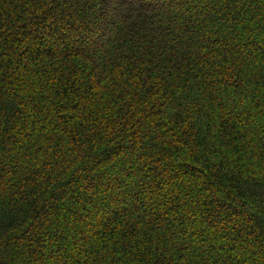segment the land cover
<instances>
[{"label": "trees", "instance_id": "16d2710c", "mask_svg": "<svg viewBox=\"0 0 264 264\" xmlns=\"http://www.w3.org/2000/svg\"><path fill=\"white\" fill-rule=\"evenodd\" d=\"M0 264H264V0H0Z\"/></svg>", "mask_w": 264, "mask_h": 264}]
</instances>
